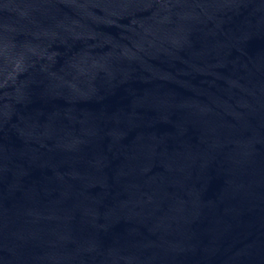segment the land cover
Returning <instances> with one entry per match:
<instances>
[{
    "label": "water",
    "instance_id": "water-1",
    "mask_svg": "<svg viewBox=\"0 0 264 264\" xmlns=\"http://www.w3.org/2000/svg\"><path fill=\"white\" fill-rule=\"evenodd\" d=\"M0 264H264V0H0Z\"/></svg>",
    "mask_w": 264,
    "mask_h": 264
}]
</instances>
